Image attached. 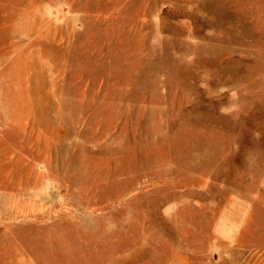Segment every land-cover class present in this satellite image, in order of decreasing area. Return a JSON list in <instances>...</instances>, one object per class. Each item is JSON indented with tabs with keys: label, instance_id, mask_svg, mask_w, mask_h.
<instances>
[{
	"label": "rangeland",
	"instance_id": "rangeland-1",
	"mask_svg": "<svg viewBox=\"0 0 264 264\" xmlns=\"http://www.w3.org/2000/svg\"><path fill=\"white\" fill-rule=\"evenodd\" d=\"M225 1L0 0V264H264V31Z\"/></svg>",
	"mask_w": 264,
	"mask_h": 264
},
{
	"label": "crops",
	"instance_id": "crops-1",
	"mask_svg": "<svg viewBox=\"0 0 264 264\" xmlns=\"http://www.w3.org/2000/svg\"><path fill=\"white\" fill-rule=\"evenodd\" d=\"M224 9L222 11L228 15H235L236 26L231 28L253 29L254 36L264 31V0H226ZM228 21L231 23L230 19Z\"/></svg>",
	"mask_w": 264,
	"mask_h": 264
}]
</instances>
